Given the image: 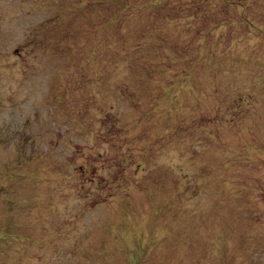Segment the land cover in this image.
<instances>
[{
	"label": "rangeland",
	"instance_id": "374dc122",
	"mask_svg": "<svg viewBox=\"0 0 264 264\" xmlns=\"http://www.w3.org/2000/svg\"><path fill=\"white\" fill-rule=\"evenodd\" d=\"M0 264H264V0H0Z\"/></svg>",
	"mask_w": 264,
	"mask_h": 264
},
{
	"label": "bare ground",
	"instance_id": "6f19581e",
	"mask_svg": "<svg viewBox=\"0 0 264 264\" xmlns=\"http://www.w3.org/2000/svg\"><path fill=\"white\" fill-rule=\"evenodd\" d=\"M141 2V1H140ZM138 3V2H137Z\"/></svg>",
	"mask_w": 264,
	"mask_h": 264
}]
</instances>
